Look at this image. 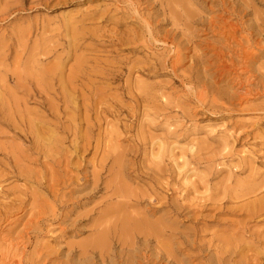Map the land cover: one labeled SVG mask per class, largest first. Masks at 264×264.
Returning a JSON list of instances; mask_svg holds the SVG:
<instances>
[{
    "label": "rangeland",
    "instance_id": "rangeland-1",
    "mask_svg": "<svg viewBox=\"0 0 264 264\" xmlns=\"http://www.w3.org/2000/svg\"><path fill=\"white\" fill-rule=\"evenodd\" d=\"M209 6L213 5L207 3L205 8ZM142 7L140 6L139 13L134 12L129 0H0V132H2L0 133V264H14L11 259L15 258V247L22 248L16 245L20 239L19 233L29 224L33 213L42 210L40 212L47 211V214L50 205L54 203L51 202L53 201L49 196L51 194H45L46 191L40 190V182L43 184L46 182V186L52 185L54 189L63 190L59 193L62 195L64 192L67 197L82 196L89 192L88 188L70 194L63 182L67 179V175L75 176L79 172L77 167L79 159L74 157L72 149L68 147L71 142H79L71 134L72 127L74 130L79 129L75 130L78 134L76 137L79 138L85 134L87 125L93 127L94 124L100 127L95 130L93 139L96 141H93V146L98 144L100 148L95 159H92V152L85 156L86 162H96L101 152L105 151L102 150L103 146L107 149L105 145L109 141L112 143V137L116 139L120 137L121 140L118 141L120 150L125 148L134 151L136 143L142 146L134 166L139 169L143 180L141 182L125 180L126 188L146 191L150 194L151 187L156 185L155 192L158 198L166 197L171 193L173 200L187 206H195L199 202L207 201V210L196 212L195 218L192 213L177 218L176 225L173 226L176 228V233L179 232L183 236L189 234V239L194 238L193 232H196L197 242L202 245L203 251L207 250L202 252L198 248L188 246L181 253L174 255L175 260L183 261V264H204L214 248L206 247L212 242L213 245L216 244V237L229 236L230 232L237 230L242 224H246L250 228L248 231L251 232L246 231L247 233H241V236L239 233L237 238L246 237L244 240L249 241L254 231L264 233V210L255 217L247 216L250 210L259 209L264 203V89L258 83L260 75L258 70L264 66V55L251 64L255 71V79H250V83L245 80L247 73H243L240 80L225 76L214 77L213 73L217 69L214 60L212 59L209 65L204 63L200 66L197 60L190 57L192 51L171 67L173 48L170 49L169 45L155 39L166 30H170L172 24L160 21L162 16L157 17L156 21L159 22L157 24L156 21L151 20L152 26L155 27L152 38L142 20L149 12ZM256 9L262 10L259 7ZM199 10L207 14L206 10ZM52 66L55 70H57L55 66L59 67L58 70L61 72L59 73L58 70V73H55V70L50 72ZM100 72L102 76L99 75ZM40 75L41 81L38 78ZM113 75L120 76L119 82ZM101 77L106 78V81L103 82ZM52 79L57 80L55 82ZM102 87L103 93L96 91L101 90ZM60 90L63 94L70 92L72 99L66 100V94L60 96L62 95ZM102 95L104 96L101 100ZM48 97L53 98L51 100ZM137 97L146 100H138ZM46 99H50L51 102ZM61 99L68 103H66L67 108H62L66 110L61 109L66 105L62 104ZM47 102L53 103L54 109L58 110H56L58 117H55L56 113L54 115L53 106ZM81 104L84 105L83 108L86 106V109L84 108L86 112L83 111ZM49 106L53 112L51 108L48 109ZM75 108L77 111L74 112ZM79 114L84 120L88 114L89 121L83 122ZM74 115L82 119L83 123ZM96 115L100 116V119ZM68 116L71 118L69 119ZM103 117L107 123L101 120ZM27 119L28 122L32 120L36 124L38 132L44 139H48L47 141L53 136L59 139L69 137L61 140L62 144L59 148H63H57L59 150L54 152V155L60 153L55 155L58 158H55L54 164L52 161L54 159L51 157L45 159L47 162L42 156L36 161L37 152L31 153L30 144L25 138L28 130ZM95 119H99L100 121L97 122L100 123ZM68 121H72V124ZM10 125L16 126L14 128ZM110 128L114 130V134L110 132ZM123 128L125 130H122ZM98 130L99 132L96 133ZM101 141L104 144H101ZM13 153L16 154L15 157L21 158V165L27 168L28 172L24 171L26 174H22L23 176L10 172L12 163L9 156ZM78 154L80 156L83 151H79ZM65 156L68 158L67 163L63 161ZM125 159L127 160V157ZM43 164L50 169L45 172L47 169L46 167L43 169ZM27 166L35 173L30 172ZM155 166L163 171L159 170L160 172L150 178L149 170L155 169ZM91 168L89 163L88 170ZM41 173L46 174L42 176ZM57 179L63 181L62 184ZM166 179L170 188L168 192H166ZM31 194H35L32 196H36L34 199L37 198V202L43 198L44 203L48 205L45 203L44 205L47 206L44 207L43 204L40 206L41 204L36 202L37 207L31 209L32 213L27 212L25 216L16 220L23 214L15 210L21 204L18 202L24 199L27 203L25 210L28 211L33 201ZM18 197L19 201H17ZM105 197V193L101 190L89 199L86 205L75 208L69 215L71 224L70 219H64V223L59 224L58 221L56 225H50L48 220L51 218L50 213L44 215L43 226L29 233L32 239L28 248L24 250V255L20 256L22 264H77L78 256L74 255L75 257L70 261L69 255L71 251H78V245L79 248L92 238L91 226L95 222L78 221L82 215L90 211L92 213L88 215L91 214L97 219L98 213L103 212L102 203L107 199ZM143 201L139 206L141 210L147 207V201L150 200L145 198ZM252 203L254 204L251 205ZM156 205L159 203L154 201L152 207ZM237 207L240 210H237ZM74 212H78L77 216L80 217H77L75 222H73L76 217ZM162 213V210L155 212L153 218H157ZM73 226L76 228L74 229ZM35 249L43 255L41 260L31 258L34 257ZM207 251L209 255L206 254Z\"/></svg>",
    "mask_w": 264,
    "mask_h": 264
},
{
    "label": "bare ground",
    "instance_id": "bare-ground-1",
    "mask_svg": "<svg viewBox=\"0 0 264 264\" xmlns=\"http://www.w3.org/2000/svg\"><path fill=\"white\" fill-rule=\"evenodd\" d=\"M129 2L132 4L133 10L136 13H139L140 6L141 7L143 6L142 7L143 9L148 10L149 13H148L147 17L142 18V20L144 22V25L148 29L147 30L148 34H151L150 36L152 38H154L153 37V31L155 30V27L152 26L151 20L156 21L157 17L162 16L163 18L160 21H164L166 23L170 22L172 24L170 30H166L165 32L162 33V35L160 37H158V39H155V41L158 40V41H161V43L169 45L170 49L173 48V53H172V57H171L172 59L170 62L171 67H174L176 63H179L181 60H183L185 58L187 53L192 51V55L190 57L197 60V62H199V64H200V66H202L204 63H206V65H209L210 61L212 59L214 60L213 63L217 67L215 73H213L214 77L225 76V77H232L235 80L236 79L240 80L241 79L240 76L243 73L244 74L247 73L248 76L246 75L245 80H247L248 83L251 82L250 79H255V71L253 70V65H251V64H253V62H255L257 60V58L264 55V0H129ZM207 3H211L213 6H209L208 8H205V5ZM257 7L262 8V10L261 11L257 10L256 9ZM199 9H201L202 11L206 10L207 14H205L204 12H199L200 11ZM155 23L157 24L159 22L156 21ZM44 52H46V51H44ZM45 54H47V53H45ZM35 64H36V62H35ZM56 66H57V64H56ZM56 66H55V68L58 70L60 66L58 65L59 66L58 68ZM52 67H53V69L51 67H49L52 69V71H51V69L48 68L50 70V72H53V70H55L54 66H52ZM204 67L205 66H203V68ZM44 69H45V67H44ZM57 70H55L54 72L58 73L59 70L58 71ZM47 72L49 73V71H47ZM60 72H61V70L59 71V73ZM258 72L260 74L258 77L259 78L258 83L264 89V78H262V77H264V66H261L260 69L258 70ZM71 73L73 74V72H71ZM71 73H70V75H71ZM51 74L53 75V73H51ZM49 75H50V73H49ZM52 75H51V77H52ZM99 75L102 76L101 72L99 73ZM38 76H39V74H38ZM70 77H72V76H70ZM104 77H101L102 81L106 79V78L104 79ZM38 78L41 81V75ZM67 78L69 79V77H67ZM76 78H78V77H76ZM97 78H99V77H97ZM114 78L117 81L121 79L119 75L114 76ZM57 79H59V78L57 77ZM57 79H55V80L52 79V80L56 82ZM59 80L57 82H59ZM90 82H91V80H90ZM202 83H204V82H202ZM69 84H71L70 81H69ZM36 85H38V83ZM50 85H52V84H50ZM57 85H59V83ZM38 88H39V86H38ZM59 88L61 89V86H59ZM66 88H67V86H66ZM141 89H142V87H141ZM143 89H145V87ZM27 90H29V89H27ZM40 90H41V87H40ZM40 90H39V92H40ZM61 90H60V93H61ZM63 90H64V88H63ZM102 90H103V87L101 90H96V91H102ZM136 90H137V88H136ZM138 90H139V87H138ZM56 91H55V93H56ZM64 92H65V90H64ZM103 92L104 91H102V93ZM102 93H100V94H102ZM139 93H141V92H139ZM61 94L62 95H60L58 93V95H60V96H63L64 94H66V96H65L66 100L72 99V94L70 92L68 94L67 93H64V94L61 93ZM80 94H82V93H80ZM40 95H43V94H40ZM46 95L44 94V96H46ZM103 96L104 95L101 96V100H102ZM136 96H138V95H136ZM142 96H144V95H142ZM145 96H146V94H145ZM148 96H149V94H148ZM48 98H51V97H48ZM52 98H51V100H52ZM137 98H139V97H137ZM141 98H139L138 100H143V101L146 100L145 98H144L145 100L143 98L142 99ZM148 99H149V97H148ZM51 100L49 99L47 101L51 102ZM61 100L63 102V99H61ZM95 101H97V100H95ZM139 102H142V101H139ZM47 103H49V102H47ZM64 103L65 102H63L62 104H64ZM66 103H67V101H66ZM45 104H46V102H45ZM62 104H59V105L61 106ZM67 104L65 105V107H61V109L67 108ZM82 104H83V102H82ZM115 104H117V103H115ZM49 105L53 106V103H51V104L49 103ZM84 105H85V103H84ZM84 105H82V108ZM89 105H91V104H89ZM51 106H49L48 109H50ZM92 106H93V104H92ZM55 108H57V107H55ZM72 108H74V107H72ZM84 108H83V111L86 112V110H84ZM53 109H54V106H53ZM53 109L51 108V112H53L52 111ZM95 109H97L96 105H95ZM56 110L57 109H54V115L56 113L55 117L56 116L58 117V114H57L58 110L57 111ZM62 110H66V109H62ZM69 110H70V108H69ZM75 110L77 111V108L74 109V112H75ZM83 111H81V112H83ZM89 111H87V112H89ZM64 112L66 113V111H64ZM78 112L80 113V109H78ZM61 113H62V111H61ZM84 113H83V117H84ZM118 113H119V111H118ZM72 114L73 113L71 111V115ZM96 114H97V112H96ZM76 116H78V115H76ZM79 116L82 117V115H80V114H79ZM87 116H88V114H87ZM87 116L85 117V120H87V118H88ZM65 117H67V116L65 115ZM68 117H69V119L71 118L70 116H68ZM74 117H75V115H74ZM75 118H78V117H75ZM99 119H95L96 122L100 121ZM104 119L105 118L103 117V119H101V120L106 122ZM134 119L136 120V118H134ZM67 120H68V118H67ZM79 120H77V122ZM85 120L83 118V122H85ZM28 121L29 120L27 119V122ZM87 121H89V120H87ZM68 122H71V124H72V121H68ZM61 123H62V121H61ZM73 123L75 124L74 121H73ZM97 123H100V122H97ZM71 124H68V125L71 126ZM27 125H28V127H27L28 128V130H27L28 134L26 133L25 138L28 139L27 141L30 144V149L32 150L31 153L36 154L35 151L37 152L38 156L36 157L34 155L36 161L40 160L41 156L44 157V160L47 157H49V158L51 157L52 159H54V160L51 159L53 161V164H54V161H56V159L58 158L55 155H60L59 152H58L59 154L55 153V155H54V152L58 151L61 148V147L59 148V145H61L62 141L65 140L67 137L65 139L64 138L59 139V137H57L58 138L57 139V138H55L56 136L55 137L53 136L52 138H49L50 139L49 141H47L48 139H44L42 137V135L38 132L37 127H35L36 124H34V122L32 120H30V122H28ZM10 126H12V125H10ZM15 126L13 125L12 127L15 128ZM92 126L93 127H90L87 125V129H86V131H84L85 134L83 135V132H82L83 136L79 137V138L76 137L78 134L75 133V130H77L78 128L74 130L72 127L73 132H71V134L75 137V140H79V142H76V141L71 142L70 145L68 144V147L70 149H72L71 152H72V154H74V157H78V159H79V161H77L78 162L77 167H78L79 172L76 175L74 174L75 176H69V175H67V173H65L67 176L63 174V176L67 177L66 180H64L62 178L64 180V182L63 181L60 182L58 180L59 178L57 179V181H59L61 184L63 182V185L66 187L65 189H68V193H70V194H72L76 191H80V190L82 191V190L88 189V188H89V192H87L85 195L83 194L82 196L67 197L64 192H62V195H61L59 193L60 190L54 189L52 187V185L46 186V182H45V184H43L42 182L39 183L41 185L40 190L46 191L45 194L46 193L51 194V195H49V196H51L50 198L53 199V201H51V202H54L53 204L50 205L51 208L49 209V212H48V213H50V217H51L48 219L50 221V225H54V224L56 225L58 221H59L58 222L59 224L61 222L64 223L63 222L64 219H66V220L70 219L69 215L71 213H73L75 208L80 207V206L82 207V205H86L88 203V200L91 199L92 197H94L95 194L97 192H100L101 190L105 193V196H106L105 199L107 198L106 201L104 200L105 202L102 203L104 205L103 206V208H104L103 212L98 213L97 219L93 215L91 216V214L88 215L89 213H92L91 211L90 212L87 211L88 213L84 212V214L85 213L86 214L82 215L81 218L77 216V214H79L78 212L77 213L74 212L76 217H74L75 219L73 222H75L77 217L80 218V220L78 222L83 223L87 220L88 221L90 220L92 222L95 221V222H94L93 226H91V227H93L92 232L90 231L92 233V235H91L92 238H89L90 240L89 241L87 240V242H84V244H82L79 248H78V246H79L78 245L77 246L78 251H74V252L71 251V253L69 255V257H70L69 260L72 257L78 256L77 264H183V261L175 260L174 255H176V253H178V254L181 253L188 246L193 247L194 249L198 248L199 251H202V252L206 251L207 249L203 251V248L201 247L202 245L199 242H197L196 232L195 233L193 232L194 238L189 239V236H188L189 234L183 236L179 232L176 233L175 232L176 228H174L173 226L176 225L177 218H180V217L183 218L184 215L187 216L186 214H188V213H192L193 214L192 216L195 218L196 212H203V211L207 210L206 209L207 201L199 202L195 206H193V205L187 206L183 203L181 204L177 200H173V198H171V193L167 194L166 197L162 196L161 198H158V196L156 195L157 192H155L156 185L151 187L150 194L147 193L146 191H141V190H136V189L132 190V189L126 188L125 183H124L125 180L136 181V182H141L143 180V177L141 176L139 169L134 166L135 161L139 157V149L142 147V146H140V144H138L136 142H135L136 145H134L135 146L134 151L133 150L132 151L127 150L125 148H123L125 150H123V149L120 150L121 146L119 147V145H118V143H119L118 141L121 140V139H119L120 137H118L117 139L113 138V137H112L113 138L112 139L110 137L111 140H113V141L116 139L114 141L115 144L113 143V141H112V143L110 141L109 142L107 141L108 143H107V145H105V146H107V149L104 148V146H103L102 150L105 149V151L104 150H103V152L100 151L101 154H100L99 159L96 160V162H93V161L86 162L85 156L89 155L92 152L93 153L92 159H95L96 153L98 152V150L100 148L97 146L98 144H96V143H95L96 145L93 146V141H96L93 139L95 130H97L100 126L98 124L97 125L94 124ZM74 127H75V125H74ZM78 127H80V125ZM65 128H64V130H65ZM125 128H126V126H125ZM125 128H123L122 130H125ZM70 129H71V127H69L68 130H70ZM99 130L96 131V133L99 132ZM113 131L114 130H112V129L110 130V132H113ZM115 131H118V130H115ZM0 133H2V132H0ZM71 134H69V135H71ZM113 134H114V132H113ZM118 134H120V133H118ZM79 135H81V134H79ZM73 136H72V138H74ZM115 136H117V133L115 134ZM138 141H140V143H142L140 139ZM110 143H111V145L109 146ZM101 144H104V143L102 142ZM57 148H59V149H57ZM64 148L67 149L66 147H64ZM69 148H68V150H69ZM64 150H62V152ZM81 150L83 151V154H85L84 156H83V154H80V156H79L78 153ZM63 153H65V151ZM6 154H9V153H6ZM15 156H16V154L14 155V153L10 154V156H9L10 162L12 163V165H11L12 171H10V172H12L13 174L16 173V175L26 174L25 173L27 171L26 166L24 167L23 165H21L22 164L20 162L21 158L19 159V158H17L18 156L17 157H15ZM67 157H70V156H67ZM126 157H127V160L125 159ZM49 158H47V159H49ZM63 158H64L63 161H65V162L68 160V158H66V156ZM32 159H31V161H32ZM35 159H33V160H35ZM89 163L92 166L91 170H88L89 169ZM32 164H34V163H32ZM40 164H42V162ZM58 164L60 165V159L58 161ZM46 165H48V163ZM42 166H43V169L45 167L47 169V166L44 167V164ZM29 168L30 167H28V170H29ZM154 168L155 169H153V170L152 169L149 170L150 171V173H149L150 178H153L158 172L161 171L160 169H158V167L156 168V166ZM31 169L32 168H30V170ZM49 169L45 170V172L48 171ZM30 172H32V170ZM30 172L28 173L29 175L31 174ZM51 172H52V170H51ZM167 172H169V170ZM42 173H41V175H42ZM29 175H27V176H29ZM44 175H42V176H44ZM50 175H52V174H50ZM54 175L55 174H53V176ZM30 176H29V179H31ZM55 177H57V176H55ZM66 177H64V178H66ZM50 178H51V176H50ZM50 178H49V182L51 181ZM130 178H132V179H130ZM170 178L171 177H169V179ZM32 179H34L33 176H32ZM36 179L38 180V178H36ZM52 180H54V179H52ZM39 181H41V178ZM165 181H166V184L165 183H163V184L166 185V190H167L166 192H168V190H170V188L168 186L169 184H167V179ZM36 182H38V181H36ZM43 182H44V180H43ZM59 182H58V185H60ZM54 184H55V181H54ZM162 185H161V187H162ZM165 185L163 187H165ZM53 186L55 187V185H53ZM126 186L128 187V185H126ZM58 188H59V186H58ZM61 191H63V190H61ZM40 193H42V192L40 191ZM70 194H67V195H70ZM32 195H35V194H31L30 197H32V199L29 198L33 201H32L31 206L29 205L30 209L28 211L25 210V206L27 204L26 201L24 199L19 201V197L17 198V201H19L18 203H21V204L15 210L20 211V213L23 212V214L20 217H17L16 220L21 218L22 216H25V214L27 212L32 213L31 209H33L34 207L36 208L37 203L39 205L41 204L40 206H43L46 203V202L44 203L43 198H42L43 200L42 199L39 200V201L42 200L41 203H39V201L37 202L36 201L37 198L34 199L36 196H32ZM77 195H80V194H77ZM145 198L150 200V201H147V207L145 209L143 208L144 210H141L139 208V206L141 203L144 202L143 200ZM154 201H156V203H159V205H156V207H152ZM199 201H201V199ZM15 204H17V203H15ZM46 204L48 205V203H46ZM253 204L254 203H252L251 205H253ZM47 205H44V207ZM247 205H249V204H247ZM247 205H245V207ZM238 207H239V205H238ZM240 207H241V205H240ZM47 210H48V208H47ZM161 210L163 211V213L160 216H158L157 218H153L155 215V212H159ZM237 210H240V208H238ZM263 210H264V203L260 206L259 209L253 208L252 210H250L248 212V214L247 213L246 214H247V216L252 218V217H255V215L257 213L260 214L261 211H263ZM40 211H42V210H40ZM40 211H39V213L37 212L38 214L35 212L31 215L33 217L30 219L29 224L24 227L23 232L19 233L20 239L16 245H20L22 248L20 249L19 247H15V251H16L14 253L15 258L11 259V260H13L14 264H22V258L20 256L24 255V250H26L28 248V246L31 243V239H32V237L29 236V233L33 232V231L35 232L36 229H38V227L41 228L43 226L42 219H44L45 218L44 215H47L48 213L46 214L47 211L46 212H40ZM81 214H83V213H80V215ZM47 217H49V216H47ZM83 217H85V218H83ZM189 217L190 216H188V218ZM197 217H198V215H197ZM62 218H63V220H62ZM190 219H192V218L190 217ZM192 220H194V219H192ZM69 221L71 224L72 220L70 219ZM180 222H182V221H180ZM73 228L75 229L76 227L73 226ZM248 228L249 227H247L246 224H242L239 228H237V230L236 229L233 230V232L235 231L234 233L230 232L231 234L229 236H227L228 235L227 234L226 235L227 237L221 236V237H223V238H221L220 236L219 237L214 236V238L216 237L217 242L214 245L212 242L210 246L206 247V248H210L213 246L214 248L212 247L213 249H212L211 254L209 253V251L211 249L209 251H207L208 253L205 252L206 254H208V255L210 254V255L208 256V258L204 264H264V233H262L258 230L254 231L250 235L251 238L248 236L250 238L249 241H247V239L244 240L246 237H243V239H242V237H240V238L236 237L239 233H240L239 234L240 236H241V233H247L246 231H248ZM249 231L251 232V230H249ZM190 234L192 235V233H190ZM178 240H179V242H177ZM210 241H213V240H210ZM33 253H34V255H33L34 257H31V258H37V259L39 258L41 260V258L43 256V255H41V253H39L36 249L34 250Z\"/></svg>",
    "mask_w": 264,
    "mask_h": 264
}]
</instances>
